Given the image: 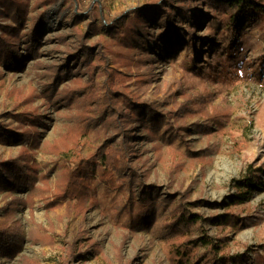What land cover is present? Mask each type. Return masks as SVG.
I'll use <instances>...</instances> for the list:
<instances>
[{
  "label": "rangeland",
  "instance_id": "374dc122",
  "mask_svg": "<svg viewBox=\"0 0 264 264\" xmlns=\"http://www.w3.org/2000/svg\"><path fill=\"white\" fill-rule=\"evenodd\" d=\"M35 1L29 0V7ZM55 1L46 6L39 58L29 59L15 71L0 67V125L14 128L9 115L37 110L44 118L36 137L40 146L22 144L33 148L40 176L47 175L36 182L32 200L27 199V188L0 193V226L16 222L24 238L18 255L0 257V264H22L24 258L38 264H168L161 249L162 225L158 228L151 222L132 232L114 225L99 207L76 215L64 200L52 209L44 206L51 197L45 183L52 188L57 171L74 166L116 133L104 134L101 128L99 135L93 132L82 140L78 152L54 155L49 151L48 145L69 126L72 113L64 104L57 108L51 104L61 97L54 102L42 97V85L47 83L38 64L58 67L68 59L66 52L78 45L71 32L74 28L86 34L87 45L103 52L104 62L117 72L116 82L122 78L126 92L154 106L164 118L161 131H168L164 138L150 140L147 131L134 124L131 163L144 185L158 188L148 190V197L157 196L161 203L178 193L186 195L187 202L200 201L192 212L217 217V222L202 223L200 229L189 227L195 236L222 239L228 256L247 253L243 264H264V14L257 13L237 35L229 30L228 41H220L210 51L206 47L219 38L208 30L210 25L218 28L216 15L200 3L180 6L182 0H171L165 10L174 16L185 46L164 60L159 46L178 37L166 36L167 24L153 21L158 18L155 0ZM35 14L30 10L28 18ZM121 15L125 16L122 23L112 22ZM194 19L202 22L196 29L189 27ZM92 22L99 27L97 33L88 27ZM57 35L67 37L66 45H59ZM19 46L23 53L22 42ZM79 78L83 83L88 79L86 74ZM97 82L101 85L103 78ZM67 86L69 81L58 83L55 95ZM20 145V140L0 143V160L16 158ZM242 179L255 185L236 205L235 187ZM135 196L139 198L137 189ZM160 219L158 213L156 221ZM36 237L41 241L36 242ZM71 244L81 257L68 255Z\"/></svg>",
  "mask_w": 264,
  "mask_h": 264
},
{
  "label": "trees",
  "instance_id": "16d2710c",
  "mask_svg": "<svg viewBox=\"0 0 264 264\" xmlns=\"http://www.w3.org/2000/svg\"><path fill=\"white\" fill-rule=\"evenodd\" d=\"M28 2L29 0H0V67L2 68L18 70L29 59L35 60L41 55L39 48L44 42L42 33L46 6L56 1L37 0L32 7H29ZM170 2L171 0H155L154 4L158 6L153 9L154 15L158 16L157 19L153 18V21L168 26L165 35L169 36L173 33L178 37L175 41L168 39L164 46H159L162 52L164 51L160 55L164 60L176 55L177 48L182 49L185 46L183 40L179 38L174 16L165 10ZM192 2L200 3L216 15L218 28L214 29L210 25L208 30L214 38L217 36L219 38L206 47L210 51L216 50L220 41H228L229 30L237 35L244 24L250 22L257 13L264 14V0H182L180 6ZM30 10L36 11V14L28 18ZM89 15H92L91 11ZM124 18L125 16L121 15L112 22L122 23ZM3 21L8 22L2 23ZM195 22L196 19L189 27L196 29L202 25V22H197L198 24ZM88 27L92 32L99 31V27L93 22L89 23ZM71 32L76 37L78 45L72 48V51L66 52L68 59L58 67L38 64V67L44 70L40 77L45 78L44 83H47L45 86L42 85L44 89L42 97L46 102H49L48 100L54 102L56 97H61L60 103L51 104L56 108L59 104H64L72 113L69 126L48 145L49 151L54 155L78 152L82 140L93 132L99 135L101 128L104 134L109 135L107 131L112 130L116 133L111 138L108 136L106 142L100 144L85 158H80L74 166L57 171L58 178L52 188L48 181L45 183L50 189L51 197L45 200L44 206L52 209L53 204L64 200L76 215H84L91 208L99 207L101 213L108 216L114 225L132 232L142 230L151 222L156 223L158 228L162 225L161 249L168 264H243L247 259V253L228 256L223 252L227 244L223 243L222 239H212L204 234L195 236L189 229L194 226L200 229L202 223L217 222V217L204 218L192 212L191 208L197 207L200 201L187 202L186 195L178 193L169 194L161 203L157 201V196L148 197V190L156 191L158 188L155 184L144 185L137 168L131 163L135 153L134 124L146 130L150 140L156 136L164 138L168 132L161 131L165 124L164 118L154 106L126 92L127 87L122 78L116 82L117 72L104 62L105 56L101 50L95 51L94 44L89 46L85 43V33L77 28ZM56 38L59 45H66V36L57 35ZM20 42L23 53L19 46ZM82 74H86L88 78L86 83L79 78ZM99 78H103L101 85L97 82ZM61 81H69L70 86L55 95V92H58L56 87ZM9 116L13 118L16 127L6 129L0 125V143H14L20 140L21 145L16 158L0 160V193L27 188V199L32 200L31 195L37 188L36 182L43 180L47 175L40 176L39 168L32 157L33 148L22 142L34 148L40 146L36 137L44 118L37 110L31 109L14 112ZM114 136L117 137L114 139ZM118 137L119 140H116ZM90 163L95 166L94 169H90ZM254 185V182L248 179H242L237 183L236 205L244 200ZM135 189L139 191V198L135 196ZM158 213L161 216L160 221H156ZM44 238L47 241L51 240L49 235H44ZM23 240L21 226L18 223L2 224L0 257L12 259L18 255ZM34 240L41 241L38 237ZM77 240L78 238L75 242ZM68 255L76 258L82 256L79 252H75L72 244L68 247ZM22 264H38V262L24 258Z\"/></svg>",
  "mask_w": 264,
  "mask_h": 264
}]
</instances>
